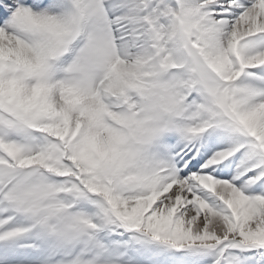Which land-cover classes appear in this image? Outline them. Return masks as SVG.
I'll use <instances>...</instances> for the list:
<instances>
[{"label": "snow or ice", "instance_id": "obj_1", "mask_svg": "<svg viewBox=\"0 0 264 264\" xmlns=\"http://www.w3.org/2000/svg\"><path fill=\"white\" fill-rule=\"evenodd\" d=\"M0 264H264V0H0Z\"/></svg>", "mask_w": 264, "mask_h": 264}]
</instances>
